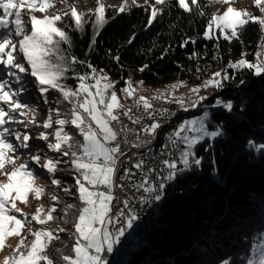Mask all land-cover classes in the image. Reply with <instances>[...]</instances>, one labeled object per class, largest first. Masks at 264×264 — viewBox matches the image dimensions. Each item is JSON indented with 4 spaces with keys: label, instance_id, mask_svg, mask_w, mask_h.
<instances>
[{
    "label": "snow or ice",
    "instance_id": "6c2138e0",
    "mask_svg": "<svg viewBox=\"0 0 264 264\" xmlns=\"http://www.w3.org/2000/svg\"><path fill=\"white\" fill-rule=\"evenodd\" d=\"M77 2L0 0V68L3 69V75H0V253L6 247H12L6 244L8 238H17L16 245L4 257L2 264H110L109 254L116 250L122 238L140 219L137 211L130 207V199L120 200L114 192L116 188L124 190L126 187L118 180H128L134 175L132 168L127 167L118 175L124 164L122 158L128 156L121 145L147 148L151 152L149 146L160 130L172 117L177 116V112L157 109L148 97L138 95L134 84L142 86L144 81H133L131 76L121 89L126 98L133 99V104L126 107L117 95L118 82L112 80L105 69H97L90 60L80 59L71 52L72 32L84 34L91 27L92 34L86 50L88 55L95 51L101 31L116 16L131 12L133 8H142L148 13L146 27L150 28L171 10L172 0H122L119 6L106 0H95V7L86 8L85 11L78 10ZM215 2L227 7L212 13L203 38L216 41L218 51L213 59L219 61L223 59L219 53L220 39L229 43L233 40L243 43L242 31L249 24H258L261 33H264V0H254L259 14L246 8L237 9L232 6L233 0ZM57 4L66 5L67 10L57 8ZM174 6L185 13L195 11L202 17L205 15L201 0H175ZM109 9H115V15L107 16ZM135 38L133 34L128 44H132ZM196 43L195 38L188 37L180 47L186 48ZM257 47L253 60H249V54L242 51L239 59L229 60L220 70L208 73L207 79L190 89L191 96L196 97L191 103L185 97H175L174 92L160 93L155 98L171 95L173 99L169 103H175L179 109L187 112L190 108L203 106V102L209 99L201 95L202 91H223L227 82L235 79L236 71L247 69L257 77L264 76V34ZM169 49H165L159 58L164 59ZM108 55L119 64L121 57L118 54L112 55L109 49ZM199 58L197 52L189 57ZM76 65L90 71H77ZM207 67L197 66L196 73L206 72ZM148 68L149 65L144 64L138 71L144 72ZM229 69L233 72L230 73ZM25 76L34 78V86L45 105L49 104L47 94L50 90L60 94L54 101L56 106L47 109L43 121L37 120L39 111L36 106L23 99L27 92L23 85ZM69 79L77 81V84L74 87L68 84ZM196 79L199 80L200 76L197 75ZM245 83L244 79L239 81V85ZM182 86H187V82L178 81L170 88L175 90ZM204 108L202 115L184 119L164 133L165 142L160 145L159 156L152 157L151 162L133 153L138 157L133 167L143 176L138 184L132 185L136 192H142L138 198L140 204L150 205L161 201L170 182L191 171L194 166L198 168L202 165L204 157L197 154L198 146L207 141L209 143L204 151H208L212 147L211 142L224 135L223 120L210 128L214 117L208 108L240 118L246 103L241 100L236 104L231 99L216 96L214 102ZM122 117L140 127H130ZM13 125L22 126L23 130ZM29 126H34L37 131L32 132ZM73 132L82 139L77 140ZM35 140L46 142L47 149L57 155L49 156L43 149L35 151L38 146L30 143ZM247 143L249 148L264 154V143L255 140ZM30 162L44 170L40 175H47L51 185L78 201L67 204L62 209L63 216H54L60 202L58 193L50 195V201L54 203L47 210L41 205L29 214L18 206V202L28 203L29 194L34 195L36 200L46 194L44 187L37 183L40 176L36 174V167H30ZM212 163L215 164V159ZM61 165L67 167L62 168ZM61 171L73 177L72 185L68 186L56 178ZM114 201L117 205L122 203L123 207H115L114 210ZM57 220L64 224L71 223L74 231L65 227L52 228L50 223ZM33 223L39 226L37 230L29 228ZM61 233L67 234L69 242L56 250L58 258L54 259L48 255L49 246L52 241L61 239ZM250 253L245 264H264V233L251 245ZM221 264L232 262L224 259Z\"/></svg>",
    "mask_w": 264,
    "mask_h": 264
},
{
    "label": "trees",
    "instance_id": "16d2710c",
    "mask_svg": "<svg viewBox=\"0 0 264 264\" xmlns=\"http://www.w3.org/2000/svg\"><path fill=\"white\" fill-rule=\"evenodd\" d=\"M214 3L215 0H201L205 10L202 17L195 11L183 12L172 1L171 10L150 28L146 27L148 13L142 8H133L116 16L101 31L95 51L88 55L91 27L84 34L72 32L71 52L80 59L90 60L97 69H105L111 79L118 82L117 88L125 86L129 76L133 81L143 80V85L155 88L169 87L178 81L187 82L183 88L194 87L207 79L208 73L220 70L229 60L239 59L242 51L253 60L264 34L258 24H249L242 31L243 43L220 39L219 53L223 59L214 60L218 51L216 41L203 38ZM106 14L115 15V9L107 10ZM133 34L136 38L128 44ZM188 37L195 38L197 43L180 47ZM109 49L112 55L121 57L119 64L108 55ZM165 49L169 50L164 59H160ZM193 52L199 53L200 58L189 59ZM144 64L149 68L139 72ZM205 65L208 66L206 72L196 73L197 66ZM75 67L80 72L90 71L81 65ZM234 75L235 79L227 82L223 91L208 89L212 95L203 106L213 102L216 96L231 99L236 104L244 100V113L234 118L222 110L213 111L214 125L224 121V135L216 139L208 151L204 148L209 142L199 147L197 154L204 157L202 165L181 174L167 191L151 249L131 250L126 264H221L224 259H230L232 264H245L251 245L264 233V154L249 148L247 143L249 140L264 143V76L257 77L247 69L236 71ZM241 79L246 81L244 85H239ZM67 83L74 87L77 81L69 79ZM59 96L58 92H52L49 100L54 102ZM201 110L202 106L186 116ZM57 176L68 186L74 183L66 172L61 171ZM72 199L73 203H78L75 197ZM63 240L69 242V238ZM48 255L58 258L57 251L51 254L48 250Z\"/></svg>",
    "mask_w": 264,
    "mask_h": 264
},
{
    "label": "rangeland",
    "instance_id": "374dc122",
    "mask_svg": "<svg viewBox=\"0 0 264 264\" xmlns=\"http://www.w3.org/2000/svg\"><path fill=\"white\" fill-rule=\"evenodd\" d=\"M117 3H113L112 0H106L107 3L109 4H113V5H117L119 6L121 4V0H116ZM234 7H236L237 9H248L249 11H258V9H256L254 7V0H233V5ZM95 7V0H78L77 2V8L79 11H85L86 8H94ZM227 5H223L221 3H214V5L212 6L211 8V15L212 13H216L218 10L220 11H223L224 9H226ZM57 8H64L65 10H67V6L66 5H63V4H57ZM0 72L1 74L0 75H3V69L0 68ZM23 85L27 88V86L29 87V90H27V92L24 94L23 96V99L25 101H28L31 105H35L36 108L38 109L39 111V115L37 116V120H44L46 118V115L47 113H41L39 107H38V104H37V96H32L34 95L33 93L37 92L36 94H38V91L36 90L35 86H34V81L29 79V76H25L24 77V80H23ZM126 86V85H125ZM125 86H121L120 88H117V85H116V91H117V95L121 101L122 104H124L126 107L129 106L130 104V99L131 98H126L125 97V94L121 91L122 88H124ZM134 87H136L138 90H141L142 88L138 85H134ZM170 88V86L168 87ZM192 87H179L177 92H181L183 94H186V95H189L191 96V93H190V89ZM52 92H56L55 90H50L49 93L47 94L48 95V99H49V94H51ZM201 95H206L208 97H210L212 95V92H209L208 90H204L201 92ZM193 100L196 99V97L194 96H191ZM207 101V100H206ZM206 101L203 102L206 103ZM53 101L49 100V104L45 105L46 108H50V107H55V103L53 104L52 103ZM214 102V101H213ZM212 103V102H211ZM210 103H208L207 105H209ZM206 106V105H204ZM204 106H202V110L201 112H198L196 114H193V115H190V116H185L182 120L184 119H192V118H195L197 116H200L203 114V111L205 110ZM62 108V107H61ZM63 109V108H62ZM208 111H210L211 113H213L214 110H218V109H211V108H208L207 109ZM211 126L214 127V124H212ZM210 126V128H211ZM14 128H17V127H20L19 130H23L22 126H14ZM34 126H29V128H33ZM18 129V128H17ZM68 130V129H66ZM73 135L76 136V139L77 140H80L82 138L79 137L78 133L76 135V132H73ZM52 139V138H50ZM219 139V138H217ZM215 142V141H214ZM214 142H211L212 144ZM207 143V141L205 142ZM204 143V144H205ZM38 147H36L34 150L36 151H40V149H43V152L44 153H47V155L49 156H52V152H50L47 147H46V142L45 143H41L39 145H37ZM200 146H198L197 150L199 149ZM56 154V153H55ZM30 167H34L32 166L31 162H30ZM62 168H64V165H61ZM43 172L42 169L36 167V174L40 176V178L38 179L37 183L39 185H42L45 189V196L42 197L40 200H36L34 195L32 194H29V198H28V203L25 205V204H21L18 202V206L21 207L23 209L24 212L26 213H29V214H32L34 212V209L35 207H39L41 205H43L44 209L47 210L52 203V201H50V195L51 194H59V197H60V202L59 204L57 205V212L54 213V216H63V212H62V209L66 207L67 204H70V203H73V199H72V196H66L63 192H61L58 188H56L55 186L51 185V182H50V178L47 176V175H40L41 173ZM60 172H58L56 174V178L60 179L57 175L59 174ZM103 190V189H101ZM164 202V198L157 202L158 204L155 206V211L156 212H159L162 204ZM32 211V212H31ZM50 226L52 228H57V227H65L67 228L69 231H74V229L72 228V225L71 223L69 224H64L61 220H57L55 222H51L50 223ZM39 226L35 225L33 223V225L29 226V228L31 230H37ZM26 232L28 231V229L25 230ZM134 231H135V228H133L132 230H130V238L133 240L134 242V246L131 250H135L138 248V237L134 234ZM61 236V239L60 240H54L52 241L51 243V248L49 249V253H54L56 252L57 248L59 247V245L63 244L64 243V238H69L67 236L66 233H61L60 234ZM29 239H31V237H29ZM238 240H236L237 242ZM17 243V238H14V237H10L6 240V244H10L12 247H14ZM49 246V247H50ZM12 247H6L4 249V251L2 253H0V264H2L3 260H4V257L9 255L12 251Z\"/></svg>",
    "mask_w": 264,
    "mask_h": 264
},
{
    "label": "bare ground",
    "instance_id": "6f19581e",
    "mask_svg": "<svg viewBox=\"0 0 264 264\" xmlns=\"http://www.w3.org/2000/svg\"><path fill=\"white\" fill-rule=\"evenodd\" d=\"M113 3H117L116 0H112ZM172 1H175V0H172ZM142 2V0H141ZM121 3H122V0H121ZM24 14L22 13V16ZM27 22V21H25ZM1 74V72H0ZM29 79L33 80L34 81V78L29 76ZM140 87L142 88L141 90H138V95H144L146 97H148L151 101V103L153 104V106L157 109H170L172 110L173 108V111L177 112V113H180V112H184L183 110L179 109L178 105H174V103H169L170 100L173 99V97L171 95L167 96V98H160V99H156L155 97H157L160 93H170V92H174V96L175 97H185V99L191 103V101H193L192 97L189 96V95H186V94H183L181 92H177L171 88H168V87H162V88H155L153 86H149V85H140ZM27 90H29V87L27 86ZM37 92L33 93L34 95L32 96H37V104H38V107L41 111V113H47V108L45 106V104L43 103L41 97H40V94H36ZM35 96V97H36ZM133 104V101H130V104L129 106H131ZM200 107H197V108H190L189 109V113H192L194 111H197ZM127 120L126 117H123ZM38 121H43V120H38ZM130 127H134L132 124H128ZM14 126H19V125H14ZM18 129L20 127H17ZM30 130L32 132H36L37 129L35 127L33 128H30ZM47 131H51V130H47ZM164 133H166V129H162L160 130L159 134L157 135V138H156V146H151V149L152 151L149 152V157L150 159H152V157L156 156L158 157L159 156V149H160V145L165 142L164 141ZM52 138V137H50ZM153 141V142H155ZM31 144H34V145H39L41 143H45L44 141H39V140H35V141H30ZM125 148H131L130 145H125ZM23 151H27V150H23ZM36 151V150H35ZM53 155L52 156H56L57 154L55 153H52ZM32 166L34 167H37L35 166L32 162H31ZM44 171V170H43ZM118 183H123L122 181H119L118 180ZM174 186V181L173 182H170L165 190V195H164V199L166 197V194H167V191L170 190L172 187ZM115 193H118V195H125V189L124 190H121L120 188H116L114 190ZM134 194V195H133ZM128 198H130V203H137V195H135V191H128ZM158 203L157 202H154V204L151 206V211H145V216L143 217L142 219V222H141V240H140V233L135 230L134 231V234L138 237V249H142V250H150L152 245H153V242H154V239H155V236H156V226L157 224L159 223V217H160V214H161V208L159 210V212H156L155 211V206L157 205ZM130 207H132V205L130 204ZM135 209V208H134ZM32 212V211H31ZM139 214V212H137ZM127 238L128 240L130 241V244H131V249L133 248L134 246V242L133 240L130 238V230L129 232L127 233ZM131 252V250H130ZM130 255V253H124V260H122V263L121 264H126V259L127 257Z\"/></svg>",
    "mask_w": 264,
    "mask_h": 264
},
{
    "label": "built area",
    "instance_id": "2783aa9c",
    "mask_svg": "<svg viewBox=\"0 0 264 264\" xmlns=\"http://www.w3.org/2000/svg\"><path fill=\"white\" fill-rule=\"evenodd\" d=\"M130 101H133V99H130ZM174 105L176 104L174 103ZM172 111H173V108H172ZM188 112L189 111L177 113V116L172 117L171 121L164 125L163 129H166V132L172 130L176 125H178L182 121V119L184 118V116L188 114ZM122 119L124 120V123L131 124V122L126 120L125 118L122 117ZM133 126L135 128L140 127L139 125H133ZM130 138H134V137H130ZM121 146L123 150L128 152V156L122 158L124 160V164L121 166L120 172L118 173V175L123 173L124 167L132 168V172L134 173V175H132L130 179L122 181L126 186L125 195H118V193H115V195L119 197L120 200H123L124 198H128V191H135V195H137V203H130V204L132 205V208H135V210L139 212L140 219L136 221L134 228L140 233V240H141L142 219L145 216V211H151V206L154 204V202L150 205L140 204L138 202V198L142 194V192H136V190L132 187V185L138 184L142 180L143 176L139 170L133 167V164L136 162L138 158L137 155H133V153H138L139 155L143 156L144 159L148 162H151V159L149 157V152L147 148H141V149L125 148L124 144H122ZM151 146H156V141L153 142L152 145H150L149 147ZM160 150L161 149H159V153H160ZM113 204H114V210H115V207H123L122 203L117 205L116 201H114ZM130 250H131V244L126 234V236L122 238V242L120 245L117 246L116 250L112 254H109L108 259H109L110 264H121L122 260H124V253H130Z\"/></svg>",
    "mask_w": 264,
    "mask_h": 264
},
{
    "label": "crops",
    "instance_id": "0c3cea01",
    "mask_svg": "<svg viewBox=\"0 0 264 264\" xmlns=\"http://www.w3.org/2000/svg\"><path fill=\"white\" fill-rule=\"evenodd\" d=\"M140 86V85H139Z\"/></svg>",
    "mask_w": 264,
    "mask_h": 264
}]
</instances>
